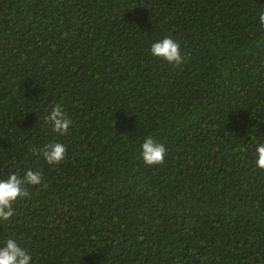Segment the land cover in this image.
<instances>
[{"label":"trees","instance_id":"16d2710c","mask_svg":"<svg viewBox=\"0 0 264 264\" xmlns=\"http://www.w3.org/2000/svg\"><path fill=\"white\" fill-rule=\"evenodd\" d=\"M264 0H0V222L35 264H264ZM165 35L184 60L149 54ZM53 104L72 119L53 133ZM146 135L166 149L146 165ZM66 145L48 164L33 152Z\"/></svg>","mask_w":264,"mask_h":264},{"label":"clouds","instance_id":"9594fccd","mask_svg":"<svg viewBox=\"0 0 264 264\" xmlns=\"http://www.w3.org/2000/svg\"><path fill=\"white\" fill-rule=\"evenodd\" d=\"M258 28L264 29V10L258 12ZM149 54L171 65H180L184 60L179 41L168 35L153 40L149 45ZM44 122L56 134L68 132L72 125V119L60 104L52 105ZM251 147L254 166L264 169V140H259ZM32 151L38 153L48 164H59L65 158L66 145L53 139ZM165 155L164 144L151 135H146L139 144V156L146 165L162 164ZM41 180V172L31 168H26L22 175L17 171H10L6 176L0 177V222L9 220L13 215V204L18 198L27 197L28 187L40 184ZM0 264H35V261L16 238L9 236L0 243Z\"/></svg>","mask_w":264,"mask_h":264}]
</instances>
